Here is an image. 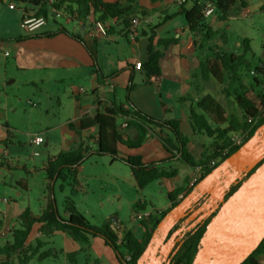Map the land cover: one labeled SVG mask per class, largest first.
<instances>
[{
  "label": "crops",
  "instance_id": "1",
  "mask_svg": "<svg viewBox=\"0 0 264 264\" xmlns=\"http://www.w3.org/2000/svg\"><path fill=\"white\" fill-rule=\"evenodd\" d=\"M103 1L115 3L125 0ZM135 1L149 12L147 16L149 23L141 25L133 35L119 33L109 35L107 38H96L92 33L93 21L84 23L76 21L77 29L72 32L80 34L87 46L95 53L100 70V73H97L87 49L76 40L64 34L54 37L28 38L34 34H45L58 29H48L47 23L35 32H27L22 27L23 18L26 15L35 16L37 12V9L29 4V0H26L25 4L13 3L12 0H0V97L2 91L5 92V87L16 84L18 78H21L22 85L37 89L39 103H45L44 109L37 111L36 115L39 118L37 123L42 130L39 135L44 140L41 146L46 151V158L39 162L40 168L27 164L26 147L18 139L17 133L21 129H29L33 121L31 113L34 110L26 112L19 106H10L9 96L5 95L4 108L1 107L0 101V191L7 186L14 188L13 183L20 184V187L24 185V179L21 177L13 181L14 171H23L27 176L38 175L41 172L45 173L49 158L61 151L76 149L80 145L84 148L95 149L97 128L81 130L80 122L86 116L93 118L96 114L103 113L112 102L124 104V107L128 108L126 97L121 96V93H127L130 77L133 78L134 84L129 93L130 102L139 110L158 120H179L182 133L190 139L189 148L191 150L198 136L192 130L191 110L195 108L196 101L199 100L198 95H194L196 92L192 85V72H195L199 64L198 52L202 55L203 50L199 49L200 37H194L191 34L184 17L179 13L183 6L190 8L194 0ZM200 1L206 5L211 3V0ZM243 1L247 7L242 9L240 16H247L255 11L262 12L264 0L254 3L248 0ZM12 3L15 5L14 9L10 8ZM18 8L21 14L17 19L14 12ZM167 16L170 19L165 20ZM66 19L67 22L73 21L67 17ZM206 22L214 28V24L220 21L214 13L206 18ZM152 28H155L156 34L154 48L164 52L160 61L161 74L157 78L149 77L143 69L134 68L136 62L143 64L148 60L147 46ZM163 39H178V43L171 44L165 49L158 45V42ZM121 41L127 42L129 47L120 43ZM124 51L126 54H122ZM14 73L17 75H12ZM187 95H191L190 100L180 101ZM33 106L36 107V104ZM124 123L125 121L121 119L118 125L120 134L123 139H126L132 133L121 127ZM153 131L173 141L174 137L169 131H161L156 127ZM35 136L30 137L27 144L32 149L34 146L31 145V141ZM117 148L120 156H140L144 163H152L155 160L162 162L172 158L155 135L149 137L139 149L131 150L123 145H118ZM191 169L183 177L184 181L187 179L185 181L187 183L184 184L186 191L196 175L197 169ZM8 177H10L9 180H7ZM179 177L178 172L176 177L161 181L169 182ZM45 183L48 184V179H45ZM24 186L26 189L21 187L18 193V197L23 200L20 202L14 200L5 212L0 211V237H11L13 228L17 226L13 218H18L26 209L32 211L30 202L26 203L29 195L28 180ZM174 189L175 187H172L169 194ZM65 191L70 194L69 188ZM46 203L47 198L43 197L42 209ZM144 205L145 209L142 210L150 211L147 204L144 203ZM164 209L156 210L162 212ZM64 218H68L67 212ZM40 227V224L33 226L27 245H35L36 240L42 238L39 232ZM57 236H61L64 241L65 256L79 252L80 246L66 234L56 232L49 239ZM98 239L93 238L90 244L98 245L99 254L106 259L107 264H120L115 252L106 245L103 239ZM43 240L47 242V238ZM90 256L93 257V254L91 253ZM17 258L18 256H15L13 259L17 261ZM6 259L5 256L0 255V263ZM259 261L264 264V254L259 256Z\"/></svg>",
  "mask_w": 264,
  "mask_h": 264
},
{
  "label": "trees",
  "instance_id": "2",
  "mask_svg": "<svg viewBox=\"0 0 264 264\" xmlns=\"http://www.w3.org/2000/svg\"><path fill=\"white\" fill-rule=\"evenodd\" d=\"M12 1L17 4L26 3V0ZM29 4L37 9L36 17H45L48 20L50 14L59 16V13H61V15L70 16L71 20L80 23L98 21L104 24L109 35L129 34L133 20L136 17L146 18L149 14L135 0L115 3L103 0H29ZM211 4L220 22L239 17L242 9L247 7L243 0H211ZM205 6L204 2L194 0L190 8L183 6L179 13L184 17L191 34L194 37H200V51L204 50L205 44L211 42L217 35V31L206 22L203 15ZM262 11H264V5ZM167 19H170V17L167 16L165 20ZM60 34H64L82 44L94 62L95 71L100 73L95 53L87 46L80 34L59 27L55 31L34 34L28 38L54 37ZM155 38V28H152L147 46L148 60L141 64V69L149 77L157 78L161 74L160 61L164 56V52L154 48ZM221 39L222 43L226 44V34H223ZM176 43H178V39H163L158 42V45L166 49L169 45ZM242 47L243 53L239 55L209 47L208 50L211 55L205 59L198 58V67L195 72H192V85L196 92L200 93L202 91L199 85L200 81L205 83L215 81L223 87L222 92L228 100L230 98L235 100L242 113V119L233 114H229L227 117L226 109L210 94L204 95L196 101L195 108L191 110L193 133L195 135H206L211 139L209 146L205 148L199 159H196L191 152L189 148L190 139L182 133L179 120H158L139 110L130 102L129 93L134 87L133 78L130 77L126 96L128 108H125L124 104L112 102L103 113H98L93 118L86 116L80 122L81 130L92 127L97 128L96 148H84L80 145L76 149L61 151L49 158L45 167L49 191L47 203L39 214H34L30 209H26L17 218V221H15L17 226L11 232L12 241L0 248V255L7 258L6 261L0 264H29L34 259L43 261L48 258H57V254L53 250L41 251L49 245L43 238H50L56 232L66 234L80 244L81 252L88 249L91 238L101 237L106 245L115 252L120 264H137L159 224L158 220L152 222V217H150L149 220L141 221L143 233L140 238H136L129 230H120L122 236L121 239H118L110 229L113 222L104 223L102 228L91 225L87 218L77 211L73 200L79 173L78 169L89 157H109L113 162L124 163L130 168L135 184L141 191L155 181L172 179L177 176L178 171L162 168L161 165L166 161L144 163L140 156L122 157L118 153V145L136 150L149 137L155 135L161 141L165 150L173 155L169 161L175 159L190 168H201L202 175L199 181L207 176L214 170L218 162L225 161L242 147H231V136L234 133L248 131L247 142L257 129L264 124V61L260 59L261 65L256 68L262 82L255 78L249 86L242 83L241 70L249 65L247 56L251 50L250 40L244 39ZM237 85L238 88L234 89ZM190 98L191 95H187L182 97L180 101L190 100ZM119 118L125 121L127 124L126 130L132 133L126 139H123L119 132L120 126L117 123ZM249 120L252 121L249 122ZM154 127L161 131H169L175 139V144L171 139H165L154 133ZM227 148H229L227 155L221 156V152ZM23 169L26 171L25 167ZM57 182L61 183L59 186L61 191H65L67 188L70 189V195L65 202L68 218L62 217L57 208L54 194V186ZM23 183L26 184L25 179ZM24 185L21 187L26 189ZM185 191V186L178 187L168 194V200L173 202ZM136 208L145 209V205L138 203ZM36 224L41 225L39 232L42 238L37 239L35 245H27L33 226ZM203 233L204 228L187 239L175 256L173 264H192ZM119 247L125 249L126 256L121 254ZM78 254L79 252L68 254V260L73 264ZM261 254H264V241L242 264H262L259 261ZM15 256H18L17 261L13 259Z\"/></svg>",
  "mask_w": 264,
  "mask_h": 264
},
{
  "label": "rangeland",
  "instance_id": "3",
  "mask_svg": "<svg viewBox=\"0 0 264 264\" xmlns=\"http://www.w3.org/2000/svg\"><path fill=\"white\" fill-rule=\"evenodd\" d=\"M250 3L257 2L259 0H248ZM18 17L21 14V10L18 8L15 12ZM243 14V12H242ZM18 15V16H17ZM67 16H48L47 28H59L64 27L69 31H75L77 29V22H67ZM68 18V17H67ZM214 29L217 31V35L211 42L205 44V49L202 55L198 52L200 59H205L211 55L208 48L213 47L218 51H227L230 54H242L243 47L242 42L244 39L250 40L251 50L248 53L247 59L249 65L242 68L241 78L242 83L251 85L253 80L257 78L261 81L259 73L256 68L261 65L260 59L264 53V11L251 12L247 16H239L229 19L225 22H217L214 24ZM226 34L227 42L222 43L221 36ZM129 47L128 43L121 41ZM120 53V52H119ZM122 52V54H124ZM121 54V53H120ZM126 54V53H125ZM264 61V60H262ZM250 66V67H249ZM13 73V72H10ZM12 75H17L16 73ZM16 84L8 85L5 87V92L2 91L0 101L2 108H4L5 95L9 96L8 104L10 106H19L26 112L33 111L31 117L33 119L29 129H21L18 134V139L25 145V157L29 166L40 168V161L46 158V151L43 146H27L30 137L39 135L42 130L37 123L38 116L36 112L43 110L45 103H39V93L34 87H28L22 85L21 78H18ZM201 92L194 95H198L199 98L204 95H212L225 109L227 117L229 114L237 116L242 119V113L237 106L235 100L225 97L222 92L223 87L215 81L203 82L200 81ZM262 82V81H261ZM66 88V86H64ZM238 88V85L234 87ZM195 89V88H194ZM127 95L126 92L121 93V96ZM39 103V104H38ZM36 104V107L33 106ZM121 119L117 120L120 123ZM161 142V141H160ZM175 144V139L173 138ZM211 139L206 135H198L194 140L191 147V152L196 159H199L201 154L205 151V148L209 146ZM35 152L39 153L38 157L33 156ZM171 154V153H170ZM172 155V154H171ZM173 156V155H172ZM154 162H161L155 160ZM152 162V163H154ZM166 170H177L179 172V178L173 181H155L148 185L144 190H139L135 184L130 168L121 162H113L109 157H89L79 170V176L77 178V184L75 185V193L73 200L77 211L83 214L91 225L102 228L104 223L113 222L110 225V229L121 239V231L129 230L136 238H140L143 233V226L140 220H134V213H143V210L136 208L138 203H146L148 210L152 209H164L169 204L168 194L172 187L177 189L180 185H184V175L192 169L178 160H168L161 165ZM14 180L22 179L29 182V195L26 198V203L30 202V207L35 214L41 212V205L43 197L48 196V184L45 183L47 175L44 172L38 175L27 176L23 171H14ZM10 177L7 178L9 180ZM183 179V180H182ZM182 180V182H181ZM60 182H57L54 186L55 200L58 211L61 216L65 215V202L70 195L67 191H61L59 189ZM13 187H5L3 191H0V211L5 212L9 204H12L14 200L22 201V198L18 197L20 192V184ZM185 186V185H184ZM174 189V190H175ZM9 202V203H8ZM17 221V218H13V222ZM120 228V229H118ZM121 230V231H120ZM99 238L101 237H93ZM91 238V240L93 239ZM102 239V238H101ZM90 240V241H91ZM11 237H0V246L6 245L7 242H11ZM47 242L50 244L41 251L53 250L57 253V258H48L43 261L34 259L29 264H72L68 260V255L65 256L66 246L61 236L47 238ZM78 246L81 245L76 243ZM121 254L126 256V251L123 247H119ZM78 256L75 258L73 264H107L106 259L101 256L98 245H89L88 249L84 252L80 250ZM93 254V257L90 254ZM97 261V262H96Z\"/></svg>",
  "mask_w": 264,
  "mask_h": 264
},
{
  "label": "water",
  "instance_id": "4",
  "mask_svg": "<svg viewBox=\"0 0 264 264\" xmlns=\"http://www.w3.org/2000/svg\"><path fill=\"white\" fill-rule=\"evenodd\" d=\"M264 60V53L262 55ZM264 160V124L221 166L206 176L198 185L213 188L212 182L222 169L236 166L248 172ZM188 196L159 223L137 264H144L159 230H168L174 221L190 209ZM264 241V161L256 171L224 202L216 216L207 225L192 264H242ZM126 264V263H123Z\"/></svg>",
  "mask_w": 264,
  "mask_h": 264
},
{
  "label": "flooded vegetation",
  "instance_id": "5",
  "mask_svg": "<svg viewBox=\"0 0 264 264\" xmlns=\"http://www.w3.org/2000/svg\"><path fill=\"white\" fill-rule=\"evenodd\" d=\"M223 162H218L214 170L221 166ZM262 162L248 172L238 170L236 166L229 167L228 170L222 169L219 176L212 182L213 188L205 186L203 187V192H199L197 185L205 176L196 185L189 188L188 191L179 195L176 200L170 201L169 205L161 213L152 217V222H156V220L159 223L164 221L172 209L193 194L190 209L184 215L178 217L170 229L157 232L152 245L153 252L149 253L144 264H173L175 256L187 239L197 234L202 228H204L205 232L207 225L216 216L224 202L250 178ZM157 229L158 226L153 234Z\"/></svg>",
  "mask_w": 264,
  "mask_h": 264
},
{
  "label": "built area",
  "instance_id": "6",
  "mask_svg": "<svg viewBox=\"0 0 264 264\" xmlns=\"http://www.w3.org/2000/svg\"><path fill=\"white\" fill-rule=\"evenodd\" d=\"M10 8L14 9L15 5L12 3L10 5ZM60 14L61 13H59V15ZM213 14H214V7L212 6L211 3H208L205 6V9L203 11V15L205 18H208V17L212 16ZM67 17L69 19H71L70 16H67ZM47 23H48V20L45 17H36L33 15H26L23 18L22 27L27 32L32 33V32H35L36 30L40 29L41 27H43ZM148 23H149V19L147 17L146 18L136 17L130 26L129 35L135 34L141 25L148 24ZM92 33H93V36L96 38H107V37H109L108 31H107L106 27L104 26V24L101 22H98V21H94L92 23ZM134 68L138 69V70L141 69V63L136 62L134 64ZM251 121L252 120H249V122H251ZM121 127L124 129L127 127V124L124 123L121 125ZM247 138H248V131H241L238 133H234L231 136V147L242 146L246 142ZM43 143H44L43 137L40 135L35 136L31 141V145H33V146H41ZM228 151H229V148L222 151L221 156L227 155ZM38 155H39L38 152L34 153V156H38ZM212 164H214V163H212ZM201 175H202V169L198 168L196 170V175L193 177V179L191 181L190 188L199 181V179L201 178ZM159 213H161V211L156 210V209H152V210L147 211V212L143 211V213H135L133 218L136 220H140V221L149 220L150 217L158 215Z\"/></svg>",
  "mask_w": 264,
  "mask_h": 264
}]
</instances>
